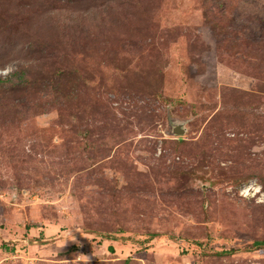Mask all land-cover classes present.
Listing matches in <instances>:
<instances>
[{
    "label": "rangeland",
    "instance_id": "obj_1",
    "mask_svg": "<svg viewBox=\"0 0 264 264\" xmlns=\"http://www.w3.org/2000/svg\"><path fill=\"white\" fill-rule=\"evenodd\" d=\"M23 65L0 264H264V0H0Z\"/></svg>",
    "mask_w": 264,
    "mask_h": 264
},
{
    "label": "trees",
    "instance_id": "obj_2",
    "mask_svg": "<svg viewBox=\"0 0 264 264\" xmlns=\"http://www.w3.org/2000/svg\"><path fill=\"white\" fill-rule=\"evenodd\" d=\"M26 65H23L21 69L18 70V79L13 80V83H11L7 78H0V89L8 90L9 93L14 92L18 86L26 85L28 83V80L26 78L25 72ZM15 75V74H14ZM12 75V76H14ZM4 83L8 84V87L4 86ZM43 86V92L45 93L46 88H48L47 85V78H45L42 82ZM264 241H253L248 248H251L253 250H256L258 252L264 253Z\"/></svg>",
    "mask_w": 264,
    "mask_h": 264
},
{
    "label": "water",
    "instance_id": "obj_3",
    "mask_svg": "<svg viewBox=\"0 0 264 264\" xmlns=\"http://www.w3.org/2000/svg\"><path fill=\"white\" fill-rule=\"evenodd\" d=\"M185 133V127L183 123H176V125H173V135L181 136Z\"/></svg>",
    "mask_w": 264,
    "mask_h": 264
}]
</instances>
